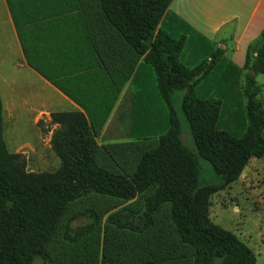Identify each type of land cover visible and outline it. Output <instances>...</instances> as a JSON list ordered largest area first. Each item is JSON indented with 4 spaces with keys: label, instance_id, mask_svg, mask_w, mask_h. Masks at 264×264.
<instances>
[{
    "label": "rangeland",
    "instance_id": "1",
    "mask_svg": "<svg viewBox=\"0 0 264 264\" xmlns=\"http://www.w3.org/2000/svg\"><path fill=\"white\" fill-rule=\"evenodd\" d=\"M3 5L6 16L14 10L13 16L21 17L22 25L17 51L0 11V167L7 170V184L36 190L68 176L72 171L74 132L81 125L87 127L92 141L89 167L110 176L129 178L142 154L158 144V135L152 132L165 123L156 118L164 120L167 116L166 107L162 101L159 103L147 80L151 68L148 70L144 62L146 67L138 69L133 82H128L138 57L107 23L98 0H4ZM35 19L40 23H35ZM42 21L43 26L49 25L50 31L56 26L53 31L59 27L64 32L61 43L65 55L61 64L65 68L60 70L64 82L55 81L42 69L44 63L57 61L55 49L59 50V45L49 49L48 44L42 50L38 37L32 39V25L36 24L34 28L40 30ZM25 27L30 29L27 38L22 34ZM175 31L174 37L186 34L181 60L187 67H191L187 59L202 63L207 55L217 54L211 44L208 47L203 37L194 36L189 28ZM93 44L101 48L114 45L116 53L127 47L136 58L126 69L120 61L112 62V58L104 55L95 61ZM77 46L81 47L79 61L77 55L73 57ZM215 64L207 66L204 62V71L213 69ZM224 69L229 82L223 97L225 83L203 80L207 73L194 87L201 82L199 88L205 92L209 89L208 93L214 94L210 99L221 102L217 127L241 135L247 126L246 88L255 92V99L264 111L261 88L246 81L249 78L240 80L236 69L218 68L220 73ZM248 69H255V64L253 67L248 62L239 75L249 72ZM76 77L78 82H74ZM174 95L179 109L180 94ZM158 107L163 111L156 117ZM178 112L182 142L193 150L186 120L180 109ZM261 160L264 156L251 157L235 181L223 189L201 193L196 209L199 228L230 232L255 254L257 264H264ZM200 166L202 183L217 180L208 161L200 159ZM156 187L151 184L130 200L114 193L86 191L70 201H28L16 261L18 264H190L192 250L178 242L170 202L155 203L152 198Z\"/></svg>",
    "mask_w": 264,
    "mask_h": 264
},
{
    "label": "trees",
    "instance_id": "2",
    "mask_svg": "<svg viewBox=\"0 0 264 264\" xmlns=\"http://www.w3.org/2000/svg\"><path fill=\"white\" fill-rule=\"evenodd\" d=\"M171 1L98 0L107 23L138 56H143L147 69L152 70L149 81L167 111L164 120L157 117L162 108L158 107L156 113L157 121L165 123L152 132L158 135L157 146L142 154L129 178L110 176L89 167L92 141L87 127L80 124L71 147L72 171L59 181L36 190L12 187L6 182L7 170L0 167V264H18L16 252L21 245L28 201H70L86 191L114 193L130 200L151 184L157 186L152 194L154 202L171 204V221L178 242L192 250L190 264H257L255 254L230 232L199 228L196 209L201 193L223 189L239 178L251 157L264 156V111L255 92L246 88V131L235 136L217 127L221 102L198 97L194 88L208 71L203 69L204 62L193 67L184 65L180 54L185 37H174L159 27ZM263 56V50H258L254 70L263 71ZM176 93L180 94L179 109L192 137L193 150L183 144L180 136L179 109L173 100ZM78 116L82 118L80 113ZM200 159L211 164L216 181H200Z\"/></svg>",
    "mask_w": 264,
    "mask_h": 264
},
{
    "label": "crops",
    "instance_id": "3",
    "mask_svg": "<svg viewBox=\"0 0 264 264\" xmlns=\"http://www.w3.org/2000/svg\"><path fill=\"white\" fill-rule=\"evenodd\" d=\"M3 1L4 0H0V11L5 19L4 23L7 27H9L12 39L18 51V46L20 45L18 35L21 34L19 27H22L20 22L21 17L18 15L13 16L14 10L10 11L11 13L6 16ZM35 23H40V21L35 19ZM41 23L42 28L40 30L34 28L36 24L32 25V31L34 30L30 33L32 34V39H36V37H38L41 44H43L42 50L46 44H48L49 49L53 48V45H59V50L58 48L55 49L58 51L57 61L55 62L52 60L51 64L44 63V65H42V69L47 72L48 76L54 78L55 81L64 82L65 80L63 75L60 74V70L62 71L65 68L64 66L62 67L63 64H61V62H63L61 60L65 55V47L64 44L61 43V38L63 40L64 32L61 33L58 29L59 27L53 31V28L56 26H51L52 30L50 31L48 24L43 26L44 21ZM159 27L172 35L173 33L175 34L176 29L179 30L189 28L194 36L203 37L207 46L208 44H211L214 52H219L217 57L214 59L212 54L205 57L206 59L204 62L208 65H212L214 63L216 64L213 69H208L209 71L206 72L207 74L205 73L206 75L204 74L205 77L203 80H207L212 84L225 83L226 86L223 88L225 91L221 97H223L227 92L226 87L229 79H227V72L225 69L222 70L221 73L219 72V66L238 70L237 72L240 80L242 77L249 78L246 79V81H251L256 84L257 87L261 88L260 95L264 105V69L262 72L254 69H248L249 72L243 74L245 76L242 74L239 75L241 69L244 68L248 62L250 63V66H253L258 50H263L264 55V0H172L159 22ZM29 31L30 29L27 27L24 28L22 34L25 35V38L28 37ZM53 36H56V38ZM93 46V48L91 47V50L93 51L92 54L94 56L93 58L97 56L95 61L98 60L99 55H104L107 59L112 58V62L114 60L120 61L123 69H126V66L128 67L133 62L134 58L138 57L136 58L138 61L134 71L128 80L129 83L133 82L134 74L137 73L138 69L146 67L143 64V56H138L136 54L137 56L135 57V54L128 51L127 47L126 49L122 48V53H116L114 45H106L108 49H106V47L101 48L95 44H93ZM28 48L29 47L26 45V50H28ZM33 48L37 50L36 47L33 46ZM74 49L73 57L76 58L77 55V60L79 61L81 57V47L77 46V48L75 47ZM183 53L184 48L181 51L180 58ZM187 60V63L191 67L199 64L197 61ZM211 60L213 61L210 62ZM139 77L141 76L139 75ZM149 77L150 74L147 78L148 82H150ZM141 81L143 82L145 80L143 79ZM74 82H78L77 77ZM199 85H201V82L194 87L197 96L202 99L212 98L211 96L214 94L208 93L210 92L209 89L208 92H205L204 88H199ZM74 88L77 89L76 87ZM152 88L154 89V87ZM221 114L220 107L219 121L221 119ZM261 161L264 162V160Z\"/></svg>",
    "mask_w": 264,
    "mask_h": 264
}]
</instances>
